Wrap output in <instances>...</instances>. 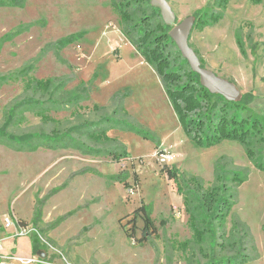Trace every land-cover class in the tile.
Instances as JSON below:
<instances>
[{
    "label": "rangeland",
    "instance_id": "rangeland-1",
    "mask_svg": "<svg viewBox=\"0 0 264 264\" xmlns=\"http://www.w3.org/2000/svg\"><path fill=\"white\" fill-rule=\"evenodd\" d=\"M166 1L173 25L214 7V0ZM215 11L223 13L222 20L202 32L193 29L189 45L208 70L236 85L238 100L249 95V109L264 118V0L257 5L231 0ZM79 33H84L81 40L61 50L56 46ZM28 78L50 80L49 93L28 89ZM0 82V131L10 121L5 133L25 143H0V243H13L2 253L36 258L37 264H205L204 253L217 250V232L204 238L201 252L187 224L182 194L160 168L174 165L207 188L215 183L220 162L224 171L247 177L236 188L237 202L223 230L226 240L236 237L234 220L245 224L249 238L244 246L255 257L245 264H264V172L236 142L211 148L191 143L154 69L121 33L111 0H26L21 8L0 6ZM25 102H33L50 121L37 116L38 110H24ZM104 118L117 122L104 125L112 143L95 144L76 131ZM111 146L124 149V161L112 162L106 153ZM121 171L130 190L109 179ZM141 206L150 209L156 228L148 240L142 238ZM6 218L31 233L18 237L15 229L4 227ZM31 237L40 241L44 257L12 255L14 241L30 242Z\"/></svg>",
    "mask_w": 264,
    "mask_h": 264
},
{
    "label": "trees",
    "instance_id": "trees-1",
    "mask_svg": "<svg viewBox=\"0 0 264 264\" xmlns=\"http://www.w3.org/2000/svg\"><path fill=\"white\" fill-rule=\"evenodd\" d=\"M230 1L214 0V7L206 6L196 11L193 15L195 19L193 29L202 32L207 27L217 25L222 20L223 13L215 11V8L223 11ZM25 2L26 0H0V6L21 8ZM250 2L257 5L262 0H250ZM111 7L119 18L123 36L159 77L181 130L191 143L195 147L211 148L224 141L236 142L243 148L248 160L259 171L264 172V118L255 115L249 109L250 96L244 95L235 102H227L221 96L210 94L207 89L203 88L199 76L190 70L169 37L172 26L163 21L160 9L153 6L151 0H111ZM83 36L84 33L71 35L58 41L56 46L61 50L81 40ZM236 44L241 53L245 54L238 35H236ZM194 52L199 57L201 67H205L204 60L200 58L197 51L194 50ZM50 86V80L28 78L26 82L28 89L34 88L42 94H48ZM79 97L73 98L79 99ZM68 102L70 103L71 100ZM24 105V110H38L37 116L41 117L44 122L50 121L44 112L42 114V111L33 106V102H25ZM121 110L126 114L123 107ZM10 124L11 122L8 121L0 131V143L23 146L25 143H20L23 139L5 133V129ZM112 124L116 125L117 122L104 118L98 122L85 124L76 131L80 130V133L82 132L88 140L95 144H109L113 140L108 136L104 125L110 127ZM73 129L69 132H74ZM34 139L30 138L29 141ZM43 145L47 146L45 143ZM106 153L112 156L113 163H119L126 158L125 151L120 146H111L106 149ZM219 163L214 170L215 183L207 188L203 186L199 178L187 177L174 165H162L160 174L172 182L177 192L182 194L183 205L188 216L187 224L192 232L194 243L200 247L207 235L214 231L217 232L216 238L220 242L215 243V246L218 251H213L209 255L204 253L207 258L205 264H245L255 258L247 253L244 246L249 238L247 227L234 220L233 231L236 232V237L232 236L229 240H226L227 237L223 230L237 202L236 188L246 182L247 177L239 172L224 171L219 167ZM109 179L120 183L125 190L131 189L124 171L110 176ZM134 184L138 185L137 175L134 177ZM137 211L141 213L139 216L144 222L142 238L148 240L156 233L151 211L146 206H141ZM31 245L32 254L35 256H40L41 253L46 254L36 237H31ZM199 250L202 252L201 247ZM217 253L220 254L219 257L216 256Z\"/></svg>",
    "mask_w": 264,
    "mask_h": 264
},
{
    "label": "water",
    "instance_id": "water-1",
    "mask_svg": "<svg viewBox=\"0 0 264 264\" xmlns=\"http://www.w3.org/2000/svg\"><path fill=\"white\" fill-rule=\"evenodd\" d=\"M151 4L160 9L163 21L172 26L169 37L175 44L182 59L187 62L190 70L199 76L201 86L207 89L210 94L219 95L227 102L237 101L240 96V91L237 89L236 85L217 76L206 67H201L199 57L189 45L190 35L195 24L194 17L189 16L180 23L173 25L175 18L166 0H151ZM40 256L44 257L43 254Z\"/></svg>",
    "mask_w": 264,
    "mask_h": 264
},
{
    "label": "built area",
    "instance_id": "built-area-1",
    "mask_svg": "<svg viewBox=\"0 0 264 264\" xmlns=\"http://www.w3.org/2000/svg\"><path fill=\"white\" fill-rule=\"evenodd\" d=\"M165 160V159H163ZM162 160V161H163ZM4 227L6 229L13 228L16 230V235L18 237H25L28 236L31 233V230L26 227V226H21L17 223H14L12 220L9 218L4 219L3 221ZM2 244L0 243V264H5V263H10V264H17V263H22V264H37L40 263L39 260L36 258H30V259H21V258H14L11 256H4L2 253Z\"/></svg>",
    "mask_w": 264,
    "mask_h": 264
},
{
    "label": "crops",
    "instance_id": "crops-1",
    "mask_svg": "<svg viewBox=\"0 0 264 264\" xmlns=\"http://www.w3.org/2000/svg\"><path fill=\"white\" fill-rule=\"evenodd\" d=\"M10 245H13V243L11 244V241H9V239H7L6 241L3 242L2 246H4L3 249L5 250V248L8 249V247ZM11 250L14 253L12 255H20V254H22L19 257L35 256L34 254H32L31 241L29 242L28 240L21 239V240L14 241V246H13V248H11ZM3 255L4 256H10V255H6V253H3Z\"/></svg>",
    "mask_w": 264,
    "mask_h": 264
}]
</instances>
